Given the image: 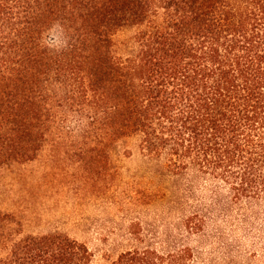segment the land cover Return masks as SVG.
I'll list each match as a JSON object with an SVG mask.
<instances>
[{
	"label": "trees",
	"instance_id": "obj_1",
	"mask_svg": "<svg viewBox=\"0 0 264 264\" xmlns=\"http://www.w3.org/2000/svg\"><path fill=\"white\" fill-rule=\"evenodd\" d=\"M126 28L139 29L137 50L116 55ZM57 85L69 106L94 109L97 143L137 138L170 173L264 201V0H0V172L35 159ZM10 225L0 216V264H95L67 236L24 237ZM193 257L131 250L112 264Z\"/></svg>",
	"mask_w": 264,
	"mask_h": 264
},
{
	"label": "rangeland",
	"instance_id": "obj_2",
	"mask_svg": "<svg viewBox=\"0 0 264 264\" xmlns=\"http://www.w3.org/2000/svg\"><path fill=\"white\" fill-rule=\"evenodd\" d=\"M138 31L117 34L116 55L137 50ZM50 89L60 98L35 159L0 172V216L15 223L11 230L67 236L86 245L95 264L145 249L191 250L192 264H264V201L239 203L212 178L170 173L164 161L142 156L137 138L97 143L94 109L69 106L60 85Z\"/></svg>",
	"mask_w": 264,
	"mask_h": 264
}]
</instances>
